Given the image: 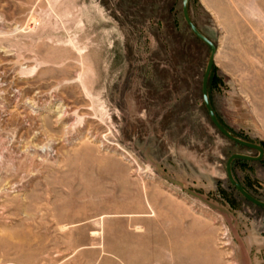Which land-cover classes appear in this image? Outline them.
Segmentation results:
<instances>
[{"label":"rangeland","instance_id":"1","mask_svg":"<svg viewBox=\"0 0 264 264\" xmlns=\"http://www.w3.org/2000/svg\"><path fill=\"white\" fill-rule=\"evenodd\" d=\"M187 7L219 120L259 141L264 0ZM209 54L183 0H0V264H264ZM232 169L264 201V161Z\"/></svg>","mask_w":264,"mask_h":264},{"label":"water","instance_id":"2","mask_svg":"<svg viewBox=\"0 0 264 264\" xmlns=\"http://www.w3.org/2000/svg\"><path fill=\"white\" fill-rule=\"evenodd\" d=\"M188 0H183V14L186 21L187 26L191 30L192 34L198 38L201 42H203L209 49L210 54L206 66V71L203 76L202 80V99L204 106L207 110L208 116L214 128L226 139L231 142L237 143L241 146L246 148L252 149L256 151L255 155L251 154H244V153H234L232 154L226 164V173L227 178L230 184L235 187L239 193L249 202L253 203L254 205L264 207V201L259 199L258 197L251 194L247 189L234 177L232 165L234 160H244V161H262L264 159V147L261 144L251 142L245 139H242L238 136L233 135L219 120L215 109L213 108L210 97H209V90H208V83L209 78L215 64V56L217 53V46L216 44L209 39L205 34H203L199 28L195 25L194 21L192 20L189 11H188Z\"/></svg>","mask_w":264,"mask_h":264},{"label":"crops","instance_id":"3","mask_svg":"<svg viewBox=\"0 0 264 264\" xmlns=\"http://www.w3.org/2000/svg\"><path fill=\"white\" fill-rule=\"evenodd\" d=\"M251 108V107H250ZM250 115H251V123H253V129H257L259 132L256 134L257 137H259V141L258 140H251V142H255L258 144H261L264 147V109H262L260 106H257V102H255V106L254 109L252 110V108L249 110ZM251 130H252V126H251ZM255 155V154H254ZM264 159L262 161H258L257 163H261L263 162Z\"/></svg>","mask_w":264,"mask_h":264},{"label":"trees","instance_id":"4","mask_svg":"<svg viewBox=\"0 0 264 264\" xmlns=\"http://www.w3.org/2000/svg\"><path fill=\"white\" fill-rule=\"evenodd\" d=\"M209 90V89H208ZM222 123V122H221ZM223 124V123H222ZM224 125V124H223ZM225 126V125H224ZM226 127V126H225ZM227 128V127H226ZM228 129V128H227ZM229 130V129H228ZM231 132V130H229ZM232 133V132H231ZM233 134V133H232ZM234 135V134H233ZM237 144V143H236ZM235 161V160H234ZM239 161H244V160H239ZM246 162V161H244Z\"/></svg>","mask_w":264,"mask_h":264}]
</instances>
